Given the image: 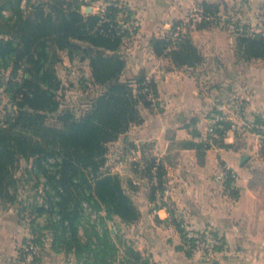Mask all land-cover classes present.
<instances>
[{
    "label": "trees",
    "instance_id": "1",
    "mask_svg": "<svg viewBox=\"0 0 264 264\" xmlns=\"http://www.w3.org/2000/svg\"><path fill=\"white\" fill-rule=\"evenodd\" d=\"M22 1L9 0L13 16L8 20L0 6V18L7 21L10 29L0 31V67L11 68L6 91L15 107L0 119V197L14 200L15 163L20 157L33 159L27 171L38 179L45 178L49 208L42 206L38 213L49 215L43 228L51 235L56 252L74 254L76 264L143 263L141 252L123 243L105 222L115 216L126 223L140 218V211L120 177L101 172V168L107 144L126 132L132 123L142 122L138 102H146L155 87L153 80L146 81L143 76L122 79L126 60L120 47L127 31H123L117 19L121 9L112 3L103 13H83L81 8L89 6V2L49 0L30 6V0H26L30 6L26 12ZM201 7L204 17L219 13L218 4L202 2ZM179 24L177 21L172 27V34ZM151 46L157 56L170 58L177 67H196L202 61L188 35L176 39L172 35L153 37ZM51 47L67 50L71 58L79 54L80 59L89 62L90 82L98 89L78 114L69 107L62 109L58 94L61 82L45 67ZM236 47L246 61L264 59V32L239 33ZM20 71L22 76L17 80ZM134 85L138 86L137 94ZM52 114L57 115L56 122L49 124L47 120ZM224 125L228 129L231 122ZM215 132L221 145L230 147L224 131L217 128ZM186 144L196 150L210 147L189 141ZM155 163L153 159L148 164ZM162 176L159 164V189L163 188ZM233 181L228 171L225 188L236 195ZM84 203L93 207L103 225L102 232L95 225L91 231L85 229V239L80 235L86 216ZM102 206L105 216L100 214ZM36 242L43 245L40 237Z\"/></svg>",
    "mask_w": 264,
    "mask_h": 264
},
{
    "label": "rangeland",
    "instance_id": "2",
    "mask_svg": "<svg viewBox=\"0 0 264 264\" xmlns=\"http://www.w3.org/2000/svg\"><path fill=\"white\" fill-rule=\"evenodd\" d=\"M15 3V0H12ZM49 0H30L32 4L48 2ZM89 2V6L81 8L83 13H103L106 7L114 3L121 9L117 19L120 21L123 31L127 33L123 37L120 53L126 60L125 70L122 79H135L143 76L146 81L153 80L155 87L151 88L146 102H138L137 109L142 122L132 123L126 132L107 144L104 164L101 172L117 174L126 189L127 193L139 209L140 197L146 198L150 208L159 205V160L151 166L153 159L159 158L155 155L151 142H147L144 147L134 141L126 142L129 132L135 131L136 126L144 124L146 121L154 120L156 114L161 109L159 101V84L156 76L159 75V61L166 62L162 69L174 66L183 70L187 75H191L209 97L214 98L211 105L203 113V121L195 127L191 139L175 133H168L172 139L169 145L167 156L178 158L188 156L183 150L187 147V142L206 144L209 148H221L219 136L213 134L209 129L213 124L214 115L220 114L226 118V122L236 125V131L231 134L234 138L233 148L239 150L240 154L249 155V160L256 162L252 185L264 191V128L257 129L250 123L264 125V90L259 84L264 78V59H254L246 61L237 52V37L239 33L246 32L248 35L262 34L264 32V0H183L180 7L185 6V11L178 17L172 19L168 24L155 27V34L152 37L143 35V18L140 17L130 5L129 0H79ZM189 1V2H188ZM202 2H210L219 5V13L203 16ZM190 3V7L187 4ZM22 8L27 12L30 6L26 0L22 1ZM4 19L12 18L13 4L9 0H0ZM11 20L9 22L11 23ZM180 21L178 28L172 34V27ZM160 29V30H159ZM10 29L7 21L0 18V31L8 32ZM162 32L159 35V32ZM177 33V35H175ZM172 35L174 39L180 35H188L202 57L201 63L196 67H177L173 61L166 56H157L151 46L153 37H163ZM169 62V63H167ZM45 67L50 70L55 80L61 82L58 94L65 107L72 108L78 114L85 109V104L97 91V87L90 82L91 70L88 60L80 59V55L71 58L67 50H59L51 47L49 55L44 62ZM170 64V65H167ZM11 68L4 70L0 67V119L3 120L8 112H12L15 107L11 104L10 95L6 91V82L10 79ZM22 72H19L17 80H20ZM258 85V86H257ZM137 94V85L133 87ZM252 96V98H251ZM221 110L218 108H221ZM56 114L50 115L47 123L56 122ZM199 128V129H198ZM38 138V137H37ZM228 138H225L227 142ZM220 140V141H219ZM225 144V143H224ZM208 148V149H209ZM226 148V147H223ZM207 150V149H206ZM205 150H197L196 156H205ZM220 156L214 153V156ZM202 156V157H204ZM222 156V155H221ZM33 159L27 160L18 158L13 168L17 183L12 191L15 194L13 201L0 197V253H5L4 258L10 264H76L74 254L65 251L56 252L52 246V237L46 225L48 213L43 215L38 213V208L44 206L49 208L45 178L38 179L33 173L27 171L32 166ZM235 179V178H234ZM139 200V201H138ZM86 216L83 225L80 227V235L86 238L85 229L92 230L93 226L99 232L103 231V225L98 217V213L88 203H84ZM105 208L102 206L100 214L105 216ZM140 211V210H139ZM142 213L140 211V218ZM134 223H126L119 217L105 219L106 226L111 232L117 234L118 238L128 245L139 250L143 257L140 264H166L159 261V258L150 260L147 252L151 255L159 252L158 243L150 242L151 233H157V215L152 214V221L155 226L149 227L146 220ZM181 232V243L178 251L184 257L200 259V257L189 254L183 245V234L187 228L195 231L211 230L220 234L223 233L217 227L192 228L184 226L183 222H178ZM35 234H34V233ZM159 232V230H158ZM43 240V245H37L36 238ZM223 238H225L223 236ZM225 246L217 250L208 257L207 262H213L229 252L234 254V245L228 244L224 239ZM123 249V245H120ZM120 252L119 257L121 258ZM7 262V263H8Z\"/></svg>",
    "mask_w": 264,
    "mask_h": 264
},
{
    "label": "crops",
    "instance_id": "3",
    "mask_svg": "<svg viewBox=\"0 0 264 264\" xmlns=\"http://www.w3.org/2000/svg\"><path fill=\"white\" fill-rule=\"evenodd\" d=\"M183 0H129L143 19V35L152 37L155 27L168 24L185 11L180 7ZM189 2V1H188ZM190 7V3L187 4ZM160 30V29H159ZM162 32H159V35ZM159 61V101L161 109L154 120L146 121L129 132L126 142L143 146L151 142L162 166V189H159V205L150 208L146 198L140 197V221L155 226L152 214L157 215L158 236L150 234V242L158 243L159 252L150 260L159 258L166 264H264V191L252 185L256 162H241L245 154L233 148V137H227L226 148H209L205 156H196L197 150H183L188 156H167L172 141L168 133L191 139L196 126L203 121V113L214 98L199 88L197 81L183 70L170 66L162 69L166 62ZM169 63V62H167ZM170 65V64H167ZM259 84L264 90V78ZM258 86V85H257ZM252 98V96H251ZM199 129V128H198ZM214 153L220 154L217 157ZM222 155V156H221ZM248 159H249V155ZM230 171L235 179L232 187L236 195L225 188L226 174ZM139 201V200H138ZM192 228L217 227L228 244L234 245V254L228 253L213 262L202 258L184 257L176 246L181 243L178 222ZM1 250V248H0ZM5 253H0V264H10ZM153 257V258H152ZM8 262V263H7Z\"/></svg>",
    "mask_w": 264,
    "mask_h": 264
},
{
    "label": "built area",
    "instance_id": "4",
    "mask_svg": "<svg viewBox=\"0 0 264 264\" xmlns=\"http://www.w3.org/2000/svg\"><path fill=\"white\" fill-rule=\"evenodd\" d=\"M175 35H177V33ZM223 107L224 106L218 109L221 110ZM212 120L213 124L209 130L213 134H216L215 130L219 128L224 131L225 138H227L236 131V125L234 123H231L230 128H225L224 122H226V118L220 114L214 115ZM250 124L257 129L264 128L263 124ZM232 177L235 178L234 175H232ZM183 245L185 249L191 254H194L205 260L212 256L217 250L222 249L225 246V241L222 234L216 231H195L193 229L187 228L184 232Z\"/></svg>",
    "mask_w": 264,
    "mask_h": 264
},
{
    "label": "water",
    "instance_id": "5",
    "mask_svg": "<svg viewBox=\"0 0 264 264\" xmlns=\"http://www.w3.org/2000/svg\"><path fill=\"white\" fill-rule=\"evenodd\" d=\"M247 159H248V156H247V155H244V156L242 157L241 162L244 163Z\"/></svg>",
    "mask_w": 264,
    "mask_h": 264
}]
</instances>
